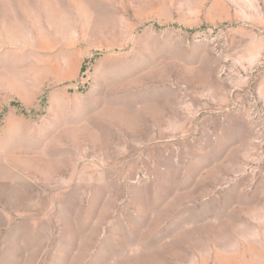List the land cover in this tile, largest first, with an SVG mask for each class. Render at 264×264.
Listing matches in <instances>:
<instances>
[{
	"label": "rangeland",
	"instance_id": "1",
	"mask_svg": "<svg viewBox=\"0 0 264 264\" xmlns=\"http://www.w3.org/2000/svg\"><path fill=\"white\" fill-rule=\"evenodd\" d=\"M0 264H264V0H0Z\"/></svg>",
	"mask_w": 264,
	"mask_h": 264
}]
</instances>
